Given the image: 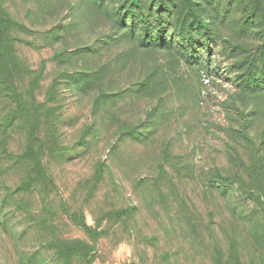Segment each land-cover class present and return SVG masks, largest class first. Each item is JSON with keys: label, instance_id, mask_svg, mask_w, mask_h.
<instances>
[{"label": "rangeland", "instance_id": "1", "mask_svg": "<svg viewBox=\"0 0 264 264\" xmlns=\"http://www.w3.org/2000/svg\"><path fill=\"white\" fill-rule=\"evenodd\" d=\"M2 19L8 152L36 138L55 184L15 197L27 224L0 212V264L24 227L60 264H264V81H245L262 79L264 0H0ZM23 163L5 190L34 177Z\"/></svg>", "mask_w": 264, "mask_h": 264}, {"label": "trees", "instance_id": "2", "mask_svg": "<svg viewBox=\"0 0 264 264\" xmlns=\"http://www.w3.org/2000/svg\"><path fill=\"white\" fill-rule=\"evenodd\" d=\"M1 23H4L5 26L3 29H5L7 25V21L0 20ZM0 34H1V29H0ZM4 47V44L2 43L1 37H0V57H1V49ZM64 51V49H63ZM66 51V50H65ZM67 52H61L60 54L64 55ZM264 63L262 62V66ZM258 76V69H254L252 72V78H247L245 81H247V84L256 86V88H253L251 91L252 94H257V93H262V88L260 83L261 81H264V70L262 72V79L257 80L256 78ZM83 90V88L81 89ZM2 89H0V92ZM126 90H121L120 94L121 95H126ZM137 93H140L139 90H137ZM3 98H5L3 96ZM9 110L5 109V106H2L0 108V175L3 173H7L11 170H14L16 168V164L18 163H23L27 162L29 165L31 164L34 168L35 175L34 177H26L22 181L21 185L19 188H14L11 191L5 190V188L0 185V212L2 211H7L9 213H12L14 216L10 217L8 219V222L6 223H12V222H18L16 225H19V220L18 216L20 217L21 223H24V219L26 220L27 224V218L29 217L27 215V211L24 209L25 204H20L21 200L15 199V197L21 196V191L27 192L34 183H36L39 179H43L44 182L49 184H55L54 181L51 179V175L47 171V162L49 160L48 158V152L47 150H44L42 147L41 142H38L39 145H37V142L35 143L36 138L33 139H27L24 144V150L21 152V155L19 157H16L15 155H11L8 152V140L11 138V133L13 129L15 128V124L8 118ZM143 129L141 126L140 128H134L131 133H135ZM241 130V129H240ZM239 130V131H240ZM7 131V132H6ZM6 132V133H5ZM131 138H129L128 141L131 142H136L139 144H144L147 142L148 137L145 138H139L133 136V134H129ZM262 147L264 146V134L262 135ZM260 138V139H262ZM83 139V138H82ZM33 140V141H31ZM244 141H248L247 139H243ZM31 141V142H30ZM122 141V140H121ZM261 145H257L256 143L253 144V149H252V158L254 163H260V169L263 167L261 171H259V182L257 184V188L259 190L258 192V200H261L259 202L261 206L264 205V153L263 150L261 149ZM166 147V146H165ZM167 148V147H166ZM164 157V162L167 161V150L163 151L162 153ZM18 156V155H17ZM22 161V162H21ZM24 164V163H23ZM105 162L97 163L95 166V176L101 177L104 169H105ZM166 166H169L167 163ZM161 171V169H160ZM163 173V171H161ZM163 175V174H162ZM154 179L153 182H160V180H163V176L161 175H156L152 177ZM17 219V220H15ZM24 227V226H23ZM21 228V227H19ZM12 233L15 232V230H10ZM26 233L25 227L20 231L17 232L16 235H19L18 238H15L13 244V248H15V257H16V263L17 264H60V252H56V254H53V257L47 258L46 253L47 252H42L37 250L36 252H32L31 250L28 249L27 246V236L22 233ZM26 238V240H25ZM22 241V242H21ZM57 242H60L58 240ZM67 260H64V263L66 264Z\"/></svg>", "mask_w": 264, "mask_h": 264}]
</instances>
